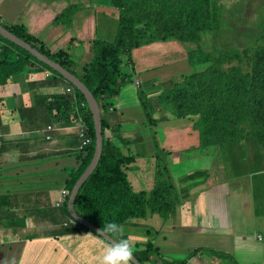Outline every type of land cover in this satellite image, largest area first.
I'll return each mask as SVG.
<instances>
[{"label": "crops", "instance_id": "crops-1", "mask_svg": "<svg viewBox=\"0 0 264 264\" xmlns=\"http://www.w3.org/2000/svg\"><path fill=\"white\" fill-rule=\"evenodd\" d=\"M71 4L77 9L70 25L56 22V17ZM112 8L101 0H0V19L6 24L25 25L52 51H69L77 70L81 71L82 64L93 56V41L113 40L116 36L119 11ZM228 11L240 17L262 15L264 0H232ZM176 49L183 52L181 58L172 60L170 57L169 63L152 67L156 64L152 61L153 55L172 54ZM133 58L135 82L126 85L113 99V106L106 110L105 117L111 125L107 136L127 155L138 145L143 146L144 153L134 155L135 160L127 170L135 191L153 188L159 151L167 161L181 201L168 217L150 213L144 218L131 219L123 225V230L126 227L134 230H125V233L141 240L148 238L145 229L150 228L149 237L160 252L166 254L179 246V237L186 233L195 236L213 227L216 233L212 232V236H216L219 244L216 250L230 253L226 245L232 243L229 239L234 237L229 238L231 231L223 234L218 229L221 225L230 226L236 209L239 217L236 225L247 224L249 220L261 222L247 233L239 229L236 235L243 239L246 247L251 240L248 250L260 248L264 253V148L254 138H247L211 154L191 156L189 152H198L200 145L199 131L194 129L196 117L161 121L152 126L155 134L150 132L145 127L147 120L138 96L139 85L154 93L158 88L153 84L155 81L197 69L191 66L186 47L177 40L136 48ZM48 72L40 69L18 74L0 85V195L16 194L14 203L10 199L1 203L4 211L12 208L19 215L12 218L10 212L4 214V231L18 229L15 234L5 232V236L14 241L18 237L15 242L21 253L18 256L24 255L27 264H99L98 258L110 244L92 232L59 233L70 220L61 210L63 204L57 206V203L63 200L62 190L66 188L70 170L78 163L82 139L78 122L52 121L43 96L63 92L67 85L59 79L52 81L54 74L47 76ZM191 159L201 160L200 181L190 182L189 177H197L191 170L178 177V184L174 171ZM30 208L43 211L24 216L23 210ZM200 248L205 249L191 247L186 258ZM188 264H218V257L201 250Z\"/></svg>", "mask_w": 264, "mask_h": 264}, {"label": "trees", "instance_id": "trees-1", "mask_svg": "<svg viewBox=\"0 0 264 264\" xmlns=\"http://www.w3.org/2000/svg\"><path fill=\"white\" fill-rule=\"evenodd\" d=\"M103 4L119 11V24L113 40L95 39L92 43L93 56L77 70L69 51H52L23 24L0 22L18 37L36 47L63 67L76 73L98 100L102 112L104 135L103 153L94 172L81 186L76 199L78 214L101 229L115 222L122 227L120 234L106 232L115 240L127 239L133 254L142 264H188L201 250H208L216 257H226L237 264L232 256L214 249H196L186 259L168 260L150 238L151 229H145L146 239L129 236L123 225L134 218L148 214L168 217L181 201L164 156L156 153L155 184L150 191H135L128 179L129 164L134 155L124 154L119 146L107 136L111 125L105 117L106 110L113 106V99L122 89L135 82L133 51L154 42L177 40L188 44V60L200 70L175 75L165 81H155L158 88L154 93L139 85L138 96L144 109L147 123L152 127L161 121L193 118L194 129L199 131L200 154H211L230 143L254 138L264 148V31L255 39V45L223 49L204 48V37L220 26L222 7L218 0H101ZM77 6L69 5L56 22L70 25ZM236 60V61H235ZM236 63H235V62ZM234 62V63H233ZM47 70L75 94L65 89L60 93L43 96V101L54 123L67 124L84 120L92 143L81 150L78 163L70 170L66 181L69 194L61 210L69 222L59 230L60 234L92 232L89 227L75 221L68 208L71 191L78 179L90 165L96 145V131L91 112L84 94L49 65L40 61L28 50L4 38L0 34V85L18 74ZM50 83L47 81V84ZM152 96V97H151ZM161 114V115H159ZM158 149L159 146L157 144ZM163 152L164 150L160 149ZM16 194L0 195V229L4 214L18 218L16 211L3 210L1 203L9 199L14 203ZM42 212L23 210L24 216ZM2 223V224H1ZM9 230V229H7ZM17 233L12 228L6 233ZM2 233L0 241L5 238ZM15 236V235H14ZM100 237L99 235H97ZM103 239L102 237H100ZM104 240V239H103ZM105 241V240H104ZM106 242V241H105ZM109 244V243H108ZM111 245V244H110ZM131 263V262H130Z\"/></svg>", "mask_w": 264, "mask_h": 264}, {"label": "rangeland", "instance_id": "rangeland-1", "mask_svg": "<svg viewBox=\"0 0 264 264\" xmlns=\"http://www.w3.org/2000/svg\"><path fill=\"white\" fill-rule=\"evenodd\" d=\"M230 2H232V0H218L217 2V5L222 7L221 9L222 13L219 18L220 26L204 37V42H203L204 48H206V50L208 51H211L212 49H215V50H218V49L227 50L230 48L242 49V48L248 47L253 44L255 45V39L257 38L258 35H260L264 31V13L262 15L254 14L251 17H240V16H235L233 14L230 15L228 11V6ZM241 4L242 3H239V5ZM114 10L116 12L118 11V9H114ZM178 43H180L182 47H186V49L188 48L187 43H182L179 41ZM178 50L180 49L174 50L172 54H162L161 56H158V57L153 55L152 61L155 62L157 65L154 64L152 67L160 66L163 63H169L168 60H170L169 59L170 57L172 58V60L181 58L183 56V52L178 51ZM193 68L197 70L201 69V67H193ZM183 72L185 73L186 71H183ZM142 111H144V109ZM144 115H145V112H144ZM145 127L148 130H150V132H154L155 134L154 127H151L148 123L145 125ZM142 153H144V148L142 145L141 146L138 145V148L135 147V149H132L131 151H129V154H133L135 156H138V155L142 156ZM199 153L200 152H189L191 156L193 154H199ZM166 159H167V154H166ZM200 162L201 160L195 161L191 159L190 161H187V164L179 165L174 171L175 172L174 176L176 177V181L178 182V184H180L179 182L180 178L178 177L185 173L187 174L191 170L195 171L194 174L197 175V177L195 176L189 177V179L191 180L190 182H193V181L199 182L200 179H198V177L201 176L200 174L203 173L202 171H199L201 169ZM215 170H216V167H215ZM236 214H237L236 209H234V212L232 214L233 219L231 220L230 226L221 225L222 228L218 229L223 234H227L228 231H231L229 232L231 233L229 235V238L234 237L233 240L229 239V241H231L232 243H228L226 245V247L230 249L229 254L232 256L234 260H236L237 264L238 263L239 264H264V253L262 252V250H260V248L259 250L257 248L253 250L252 249L248 250L247 247H250L249 242L251 240L248 241V244L246 247V243L243 241V239H240L238 235H236L238 231L240 232L241 228H242L241 230L242 232L247 233L249 232V229H252L254 227L257 228L261 222L259 220H249L247 224L236 225L235 221L237 220V218H239L236 216ZM10 230L11 229H9L8 231ZM125 230L133 231L134 228L126 227ZM4 232H6L4 231V229H0V236H2L1 234ZM212 232L216 233V228H213V227L208 228L203 233H199L195 236H191V233H186L183 237H179L180 238L179 244H178L179 246L177 248L170 249V251L166 252V254H163V255L168 260H179V259L186 258L187 254L192 250L191 247H193V249L197 247H202L205 249H215L216 250V245L219 246V244L216 243V236H212L213 235ZM232 234H235V236H232ZM17 238L15 239V241L11 240L10 237H6V236L5 238H3L2 243H0V264H27L26 257L24 255L22 257L18 256V255H21V253H19L20 251L18 250V247H16L15 242ZM239 245H241L242 248L240 247L238 248L237 246ZM221 251L224 252V250H221ZM218 264H233V263L231 262L229 258L218 257Z\"/></svg>", "mask_w": 264, "mask_h": 264}, {"label": "water", "instance_id": "water-1", "mask_svg": "<svg viewBox=\"0 0 264 264\" xmlns=\"http://www.w3.org/2000/svg\"><path fill=\"white\" fill-rule=\"evenodd\" d=\"M0 34L16 43L17 45L23 47L24 49L28 50L31 54H33L35 57H37L40 61L44 62L45 64L49 65L51 68H53L55 71H57L60 75H62L66 80L71 82L78 90H80L88 103V106L93 113V119L95 123V131H96V145H95V153L93 156V159L90 163V165L87 167V169L84 171V173L81 175V177L78 179L77 183L73 187L69 201H68V208L69 212L72 216V218L89 227L92 229L97 235L102 237L107 243L112 244L114 242H118L115 240L111 235L107 234L106 232H103L102 234H99L101 228L96 226L91 221L85 219L84 217L80 216L78 212L75 209V199L76 196L81 188V186L84 184V182L88 179V177L94 172L96 167L99 164L100 158L103 153V146H104V135L102 130V112L100 108V104L94 94L91 92V90L88 88V86L80 79V77L76 74L71 72L70 70L63 67L60 63L56 62L55 60L51 59L46 54L42 53L40 50H38L36 47L32 46L27 41L23 40L22 38L18 37L16 34H14L12 31H10L7 27H5L0 22ZM132 264H142L136 256L133 254V258L130 261Z\"/></svg>", "mask_w": 264, "mask_h": 264}, {"label": "clouds", "instance_id": "clouds-1", "mask_svg": "<svg viewBox=\"0 0 264 264\" xmlns=\"http://www.w3.org/2000/svg\"><path fill=\"white\" fill-rule=\"evenodd\" d=\"M103 232L120 234L122 227L115 222L108 223L106 228L100 230L99 234ZM132 258V246L127 239H121L107 247L98 259L99 264H130Z\"/></svg>", "mask_w": 264, "mask_h": 264}, {"label": "built area", "instance_id": "built-area-1", "mask_svg": "<svg viewBox=\"0 0 264 264\" xmlns=\"http://www.w3.org/2000/svg\"><path fill=\"white\" fill-rule=\"evenodd\" d=\"M47 76H51V73L48 72ZM67 91L75 94V88L72 86L69 87L67 89ZM77 127L79 128V136L82 139V143L80 145V150H85L92 143V139L88 136L87 125H86L84 120L78 121ZM49 129H52V126H49ZM68 194H69V190L64 188L62 190L63 200L61 202H58L57 206H60L63 204V202L66 199V197L68 196Z\"/></svg>", "mask_w": 264, "mask_h": 264}]
</instances>
